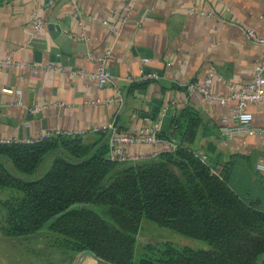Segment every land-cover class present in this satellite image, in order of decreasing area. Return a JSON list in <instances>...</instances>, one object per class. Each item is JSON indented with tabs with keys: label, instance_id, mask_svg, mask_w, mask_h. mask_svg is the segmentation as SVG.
Returning a JSON list of instances; mask_svg holds the SVG:
<instances>
[{
	"label": "crops",
	"instance_id": "1",
	"mask_svg": "<svg viewBox=\"0 0 264 264\" xmlns=\"http://www.w3.org/2000/svg\"><path fill=\"white\" fill-rule=\"evenodd\" d=\"M0 0V58L12 56L14 65L0 69V139L37 140L44 133L90 131L111 122L127 132L140 130L152 120L142 118L140 110L153 105L154 98L170 105L163 130L168 131L171 117L192 108L200 123L191 148L206 158L217 172L228 175L233 190L264 208V136L243 134L227 140L220 127L223 118H231L236 103L218 106L199 95L187 92V85L202 82L211 70L216 79L213 92L229 93V84L239 87L253 81L254 69L262 54L261 46L247 39L243 28L264 37V0H138L127 21L114 36L103 20L127 10L125 0ZM61 36L72 39L74 67L50 61L51 52H59L49 28L54 9ZM191 10H196L193 13ZM76 11L79 15H76ZM46 26L35 35L34 16ZM84 36V38H83ZM42 52V62L36 52ZM110 52L108 67L113 85L100 89L96 81H87L75 71L96 73L99 64L92 58ZM149 56V57H146ZM40 58V57H39ZM59 65L57 70L41 71L36 65ZM142 73L156 76L146 89L129 93V77ZM23 92L19 98L4 89ZM165 88V91L163 90ZM185 88V90H184ZM142 91L146 92L142 100ZM120 93L122 104L115 102ZM35 107H45L34 113ZM253 127L264 128V103L249 106ZM41 114L40 118L36 117ZM233 120H228L232 125ZM87 141L98 136L88 134ZM162 147L134 146L133 153L152 155Z\"/></svg>",
	"mask_w": 264,
	"mask_h": 264
},
{
	"label": "trees",
	"instance_id": "2",
	"mask_svg": "<svg viewBox=\"0 0 264 264\" xmlns=\"http://www.w3.org/2000/svg\"><path fill=\"white\" fill-rule=\"evenodd\" d=\"M199 123L192 108L178 111L161 133L176 151L138 162L111 161L105 134L0 144V240L29 241L45 263L93 254L111 264H264V208L192 150ZM144 220L203 247L145 242L137 256Z\"/></svg>",
	"mask_w": 264,
	"mask_h": 264
},
{
	"label": "built area",
	"instance_id": "3",
	"mask_svg": "<svg viewBox=\"0 0 264 264\" xmlns=\"http://www.w3.org/2000/svg\"><path fill=\"white\" fill-rule=\"evenodd\" d=\"M127 4L126 12L122 14L113 13L109 19L103 20V25L107 26L114 36L119 34L121 26L127 21L130 10L136 5L138 0H125ZM55 1L51 0L49 2V7H51ZM195 13L196 10H191ZM76 15L79 12L76 11ZM35 22V35H38L43 31L47 22L40 16L33 17ZM247 35L248 41L261 46L262 54L257 62L254 69L253 81L247 85L238 86L235 83L229 84V93L227 95H221L213 92V85L216 79H220L218 73L215 70H211L204 81L190 83L187 85V92L191 95H199L206 102L218 105L227 106L228 104L235 102L236 108L231 118H223V123L220 127V132L227 140L233 139L235 136L248 134L255 135L260 134L264 136L263 129H255L253 127V115L249 111V106L254 104L264 103V37L259 36L255 31L243 28ZM84 38V36H83ZM110 52L107 51L104 55L92 58L99 64V71L96 73H90L86 71H75V74L86 79L87 81H96L100 89H105L113 85V77L110 73L108 67V59ZM14 65L12 56L5 59L0 58V69H7ZM35 69L41 71L45 70H57L63 72V67L59 65L47 64V65H36ZM156 79L155 75L142 73L141 77L133 78L129 77L128 81L132 83H141L149 80ZM4 92L14 93L19 98L18 104L24 106L22 101L23 92L18 89H4ZM124 101L122 95L118 93L115 102L122 104ZM45 107H35L32 112L37 113L44 109ZM171 108L170 105L162 107L158 118L152 121L148 126L140 130L132 129L127 132H122L119 127L111 122L109 124L96 127L90 131L82 132H64V133H44L37 140H8L0 139V144H15V143H34L44 139L49 138L52 134H64L69 136H87L88 134H105L109 138V159L114 162H138L143 160H149L155 158L164 152H175L177 149V143L175 140L164 139L161 137L163 130V124L165 118L168 116ZM232 119L233 124L228 125V120ZM134 146H156L162 147L163 150L152 154L145 155L141 153H133L131 148ZM264 148V144H263ZM203 162L206 163V158L201 156ZM207 164V163H206ZM259 171H264V165L260 164L257 166ZM217 173V171L214 169Z\"/></svg>",
	"mask_w": 264,
	"mask_h": 264
},
{
	"label": "rangeland",
	"instance_id": "4",
	"mask_svg": "<svg viewBox=\"0 0 264 264\" xmlns=\"http://www.w3.org/2000/svg\"><path fill=\"white\" fill-rule=\"evenodd\" d=\"M48 166L49 163L44 165L43 171L48 169ZM138 239L139 241L136 248L137 256L142 250L145 239L156 242L170 241L178 247H189L195 250L203 247L202 243L198 241L184 237L170 229L160 227L148 220L142 222ZM29 244V241L6 242L0 240V264H60V262H55L57 259L54 258V254H50L48 257L50 263H45V258L47 257H42L41 259L37 256H33L29 251L30 249H26ZM35 249L38 250L37 247ZM77 260L78 255L74 257L70 264H77Z\"/></svg>",
	"mask_w": 264,
	"mask_h": 264
},
{
	"label": "water",
	"instance_id": "5",
	"mask_svg": "<svg viewBox=\"0 0 264 264\" xmlns=\"http://www.w3.org/2000/svg\"><path fill=\"white\" fill-rule=\"evenodd\" d=\"M70 0H66V2H69ZM64 3H60L55 9L52 14V19L50 20L49 28L51 31L52 38L55 40V44L58 48H60L59 52H51L50 53V61L52 63H59L64 67H74L75 66V59L73 58V51H72V39L64 38L61 36V28L57 25V14L63 7ZM36 61L39 63L42 62L41 56L42 52H36ZM40 57V58H39ZM149 57V56H146ZM142 97H140L142 100L145 99L146 92L142 91ZM153 105L152 109L149 110H140L142 118L150 119L152 121H155L160 111L164 105V101L160 99H152L149 100V102H146V105ZM42 115L39 114L36 117L40 118ZM0 122L7 123L8 120H0ZM13 242H16L15 240ZM144 242L155 244L156 241L145 239ZM77 264H111L107 261H104L103 259L97 257L93 254H83L78 255V260L76 261Z\"/></svg>",
	"mask_w": 264,
	"mask_h": 264
}]
</instances>
